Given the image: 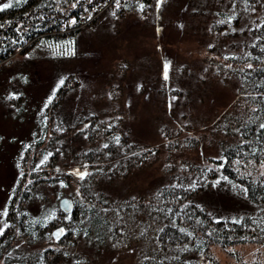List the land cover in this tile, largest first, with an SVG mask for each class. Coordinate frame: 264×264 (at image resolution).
Instances as JSON below:
<instances>
[{"label": "trees", "instance_id": "obj_1", "mask_svg": "<svg viewBox=\"0 0 264 264\" xmlns=\"http://www.w3.org/2000/svg\"><path fill=\"white\" fill-rule=\"evenodd\" d=\"M98 1L109 0L60 4L56 0H12L11 7L0 10V60H5L0 69H7L39 42L53 41L54 32L70 38L75 29L67 26L75 28L76 19ZM150 2L111 0L109 19L121 21L131 10L145 15ZM199 2L190 13L199 18L207 33V65L212 66L217 56L225 63L219 65L217 76L232 80L230 102L222 101L209 119L207 114L191 112L189 90L174 84L162 86L158 92L167 102L164 115L149 122L158 137L141 142L126 133L120 107L108 112L105 120L106 110L83 109L75 119L63 116L58 105L76 84L70 76H63L37 119L34 138L19 153L20 173L11 188L0 231L2 263L64 264L59 261V250L30 252L33 244L51 240L54 226L63 227L64 238L80 235L92 244L93 236L103 244L128 237L125 241L137 243L134 248L126 244L130 254H135L132 264H219L212 254L214 245L264 244V176L252 179L232 167L235 160L264 162V0ZM184 66L179 63L180 72ZM8 85L0 101L8 110L21 111L22 85ZM115 85L110 89L113 99L121 89ZM203 99L199 95L200 102ZM181 102L188 109L179 111L176 105ZM16 117L23 118L21 114ZM67 139L77 143L74 151L63 148ZM37 154L43 156L38 161ZM177 156L180 160L173 161ZM56 158L88 163L87 169L93 170L77 180L81 199L70 197V212L62 211L56 198L39 189L42 181L51 185L62 179L69 185L72 180L66 172L47 171L46 166L51 167ZM166 158L173 159L162 167L154 189L145 197L143 184H139L142 169ZM102 180L114 186L113 182L118 183V194L102 190ZM61 217L66 220L59 222ZM21 243L28 250L22 251L21 246L18 252L11 246ZM9 251L14 252L10 255L14 259L7 256ZM244 264H264V260L257 257Z\"/></svg>", "mask_w": 264, "mask_h": 264}, {"label": "rangeland", "instance_id": "obj_2", "mask_svg": "<svg viewBox=\"0 0 264 264\" xmlns=\"http://www.w3.org/2000/svg\"><path fill=\"white\" fill-rule=\"evenodd\" d=\"M11 1L0 0V7ZM56 1L60 4L66 0ZM110 2L111 0L98 1L91 5L90 8L97 9V13L75 27L70 38L61 34L57 40L52 37L53 41H41L26 54L16 57L7 69H0V98H5L1 94L5 95L9 83L19 87L22 85L24 93L21 111L16 107L8 110L0 101V229L4 228L3 216L11 188L20 173L18 157L21 148L34 138L37 119L54 87L62 82L63 76H70L76 83L58 105L62 114H65L63 116L75 119L83 109L106 110L103 115L105 120L108 112L120 107L123 110L122 122L126 133L141 142L154 141L158 137L149 122L164 115L163 106H167V102L162 100L163 95L158 92L162 86L169 84V88L175 85L182 90H189L191 112L197 115L207 114L204 116L209 119L214 117L222 101L232 99V80L218 79L217 76L219 65L225 64L221 57L217 56L212 66L207 65L206 59L210 58L206 54L207 33L203 24L199 23V18L192 17L190 13L193 6L200 3L199 0H151L145 15L131 10L117 22L109 19L112 10L107 7ZM99 4L103 5L99 7ZM68 28L70 29L67 26ZM165 41L173 43L166 44ZM4 62L5 60L0 61V67ZM179 63L186 65L183 72L179 70ZM168 79L169 82L166 81ZM114 85L121 86L115 99L110 96V89L115 88ZM199 95H204L201 102ZM182 102L176 105L179 111L188 109ZM20 114L23 116L22 120L16 117ZM76 145L75 141L67 139L63 148L69 151L68 149H75ZM42 157L37 154L35 160ZM172 159L151 162L147 159L149 163L142 169L143 178L139 180V184H143L142 193L146 191L143 193L145 197L154 189L155 179L162 167ZM179 160L180 157L177 156L173 161ZM76 161L56 158L51 167L46 166L49 172H66L72 178L69 185L62 179L51 185H46V181L39 183V189H44L50 198H56L57 204L62 196H73L80 200L77 180L82 177L81 174L93 172L87 169L88 163ZM65 164L69 168H65ZM232 167L239 174L252 179L264 176V162L256 165L250 159L235 160ZM59 169L61 171L58 172ZM39 172L40 169L35 171ZM113 183L117 185V189L109 181L102 180L100 185L102 190L105 188L106 192L115 196L118 194L119 184ZM133 189L136 190L135 187ZM65 220L61 217L59 222ZM58 227L64 232L63 227L54 226L50 229V234ZM121 238H116L110 244H103L95 241L93 236L92 244L80 235L64 238L62 233L59 238H54L51 234V240H47L46 244H33L30 252L59 250V261L64 264H132L135 254H130L126 244L134 248L137 243L125 241L128 237L123 240ZM21 244L11 246L21 252V246L22 251L26 248L25 244ZM13 253L9 251L7 256L12 257L10 255ZM212 254L219 264H244L257 257L264 260V244L245 242L226 248L214 245ZM0 264H4L1 259Z\"/></svg>", "mask_w": 264, "mask_h": 264}, {"label": "water", "instance_id": "obj_3", "mask_svg": "<svg viewBox=\"0 0 264 264\" xmlns=\"http://www.w3.org/2000/svg\"><path fill=\"white\" fill-rule=\"evenodd\" d=\"M58 206L59 208L64 211V212H70L73 208V201L70 197H67V196H62L58 199ZM63 233V230L62 228L58 227V228H55L53 231H52V236L54 238H59Z\"/></svg>", "mask_w": 264, "mask_h": 264}, {"label": "built area", "instance_id": "obj_4", "mask_svg": "<svg viewBox=\"0 0 264 264\" xmlns=\"http://www.w3.org/2000/svg\"><path fill=\"white\" fill-rule=\"evenodd\" d=\"M106 3V2H105ZM104 3L103 4H99V7L101 5H103V8H105L106 4ZM97 9L95 10L94 7H89L88 9H86L77 19H76V22H77V26L76 27H79V25H82V23H84V21L86 20H89V18H91L92 16H94L96 13H97ZM67 24H70L71 23V19L68 18L67 19ZM69 29V28H68ZM70 29H74V28H71ZM60 34L58 32H54L53 33V39L54 40H57L59 38ZM1 61V60H0Z\"/></svg>", "mask_w": 264, "mask_h": 264}, {"label": "snow or ice", "instance_id": "obj_5", "mask_svg": "<svg viewBox=\"0 0 264 264\" xmlns=\"http://www.w3.org/2000/svg\"><path fill=\"white\" fill-rule=\"evenodd\" d=\"M12 5L10 3H6L4 4L2 7H0V10H3V9H6V8H9L11 7ZM165 78H167V73H165ZM261 127H264V125H262ZM83 175H86V174H81V176L83 177ZM6 214V213H5ZM0 231H2V229H0Z\"/></svg>", "mask_w": 264, "mask_h": 264}]
</instances>
